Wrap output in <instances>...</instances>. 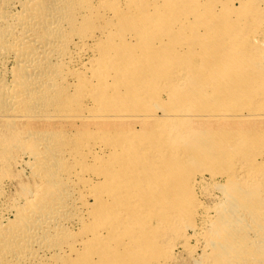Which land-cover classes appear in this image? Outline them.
I'll return each mask as SVG.
<instances>
[{
	"label": "bare ground",
	"instance_id": "1",
	"mask_svg": "<svg viewBox=\"0 0 264 264\" xmlns=\"http://www.w3.org/2000/svg\"><path fill=\"white\" fill-rule=\"evenodd\" d=\"M0 264H264V0H0Z\"/></svg>",
	"mask_w": 264,
	"mask_h": 264
}]
</instances>
